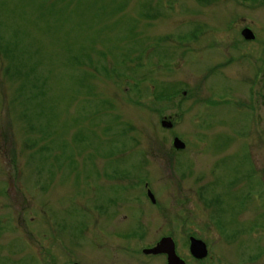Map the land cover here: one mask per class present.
<instances>
[{"label": "rangeland", "instance_id": "obj_1", "mask_svg": "<svg viewBox=\"0 0 264 264\" xmlns=\"http://www.w3.org/2000/svg\"><path fill=\"white\" fill-rule=\"evenodd\" d=\"M235 2L0 0V264H158L141 249L164 232L186 260L189 234L264 254V88L233 75L257 69Z\"/></svg>", "mask_w": 264, "mask_h": 264}, {"label": "flooded vegetation", "instance_id": "obj_2", "mask_svg": "<svg viewBox=\"0 0 264 264\" xmlns=\"http://www.w3.org/2000/svg\"><path fill=\"white\" fill-rule=\"evenodd\" d=\"M235 3L237 4L236 7L239 8L238 6H241V11H243L248 16V18H245L244 14H241V16H239V19H240L239 21L242 24V26L239 28V34H240L239 37L241 39L240 43L242 45H245V46L248 45L249 47L253 48V52H255L253 54L254 64H256L257 69L255 70L251 79H250L249 75H243V74H239V73L233 74V75H235V77L245 78L244 83L245 84H246V82L250 83L248 86L249 87L248 91L254 92L256 90L258 91V87H260V89L264 88V31H262V26H260L259 22H257V20H259V18L262 21H264V0H236ZM232 9H234V7H232ZM256 11H258V12H256ZM234 21H235V19H234ZM261 33H263V34H261ZM236 43H237V41H236ZM228 63H231L230 59L224 61L222 65L219 64L218 68L225 66ZM228 74L232 75L231 72ZM248 76H249V78H248ZM252 88H254V89H252ZM251 96L254 98L253 95H251ZM248 100H249V96L247 98V101ZM239 105H242L241 102L239 103ZM263 145H264V141H263ZM263 184H264V176H263ZM154 203H155V201L151 202V204H154ZM169 237H171L170 233L164 232L159 237H157L155 240H153V242L149 246L143 247V249H141V252L144 255H147L148 257H159V258H161V262L158 264H168L167 255L164 252V250H165L164 245L165 244H162L161 246H159L160 247L159 249L162 251H160L158 253L145 254L143 251L145 249L155 248L162 239L169 238ZM191 237H194V236L189 234L186 238L187 249H188L189 255L191 257V260L190 259L186 260L185 258L180 257L179 254H177L176 241L174 238L171 237L174 241V244H175V252H176L177 256H179V258L183 260L184 264H190V261L193 262V264H235V263L236 264H243V263L237 262L236 260H234L232 258L221 257L215 247H213L211 256L208 257V246L206 243L205 244H206V248H207V256L204 258H200V259L194 258L189 251V241H190ZM260 254L261 253H259L258 258H256L254 255L248 256L247 258H245L244 264H264V254H261V255ZM72 264H74V263H72Z\"/></svg>", "mask_w": 264, "mask_h": 264}, {"label": "water", "instance_id": "obj_3", "mask_svg": "<svg viewBox=\"0 0 264 264\" xmlns=\"http://www.w3.org/2000/svg\"><path fill=\"white\" fill-rule=\"evenodd\" d=\"M184 94H185V92H184ZM161 126L164 128L170 129L172 127V123L169 120H167V118L164 117L161 120ZM172 144H173L172 146L177 150L184 149V147H185L184 142H182L177 137H175L173 139ZM147 196L152 202L154 201L153 194L149 190L147 192ZM162 244H165L164 245L165 246L164 252L167 255L168 264H184L183 260L180 259L175 253V245H174L172 238L162 239L155 248L145 249L143 252L145 254L158 253V252L162 251L159 249L160 248L159 246H161ZM189 250H190L191 255L194 258L200 259V258L206 257V255H207V249H206L205 243L202 242L201 240H198L195 238L190 239ZM75 264H77V263H75Z\"/></svg>", "mask_w": 264, "mask_h": 264}]
</instances>
